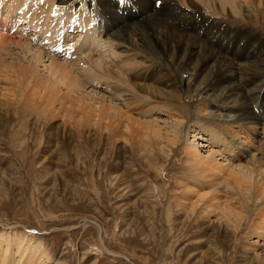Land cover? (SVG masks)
Returning <instances> with one entry per match:
<instances>
[{"label":"rangeland","instance_id":"rangeland-1","mask_svg":"<svg viewBox=\"0 0 264 264\" xmlns=\"http://www.w3.org/2000/svg\"><path fill=\"white\" fill-rule=\"evenodd\" d=\"M113 5L118 18L138 21L134 1ZM162 5L159 0L153 9ZM83 7L93 8L92 2L73 3L75 10ZM237 21L225 17L218 22L241 27ZM243 28L264 36V19L244 23ZM217 46L229 47L222 40ZM60 60L71 64L67 58ZM135 76L140 79L141 73ZM14 82L0 75V98L4 94L13 99V109L19 107L17 117L10 112L13 119L6 131L0 128V264H264L263 188L249 195L247 185L238 188L228 170L196 164L184 141L164 129L157 134L132 122L128 137L119 138L118 123L81 121L85 108L78 104L65 103L53 117L27 96L16 103L25 89ZM121 107L142 122L159 117L160 124L169 119L168 110L177 113L161 105L162 110ZM149 110L152 114H146ZM254 112L264 117L259 105ZM17 119L24 125L17 128ZM263 125L249 123L235 130L244 145L261 148ZM216 136L224 138L228 150L218 162L224 156L235 163L246 157L233 139L221 132ZM202 137L198 141L204 146L197 150L202 157L210 148L221 149L207 134ZM201 166L206 167L204 173Z\"/></svg>","mask_w":264,"mask_h":264},{"label":"bare ground","instance_id":"bare-ground-1","mask_svg":"<svg viewBox=\"0 0 264 264\" xmlns=\"http://www.w3.org/2000/svg\"><path fill=\"white\" fill-rule=\"evenodd\" d=\"M75 1L0 0V75L24 86L16 103L21 104L27 96L53 117L65 103L71 107L78 104L82 111L85 108L81 121L97 118L118 123L119 138L128 137L132 122L157 134L164 129L176 141H184L187 155L197 157L196 164L228 170L238 188L249 187V195L264 189V144L251 149L235 130V126L249 123L264 124V117L254 112L257 105L259 110L264 108V36L243 30L244 23L264 19V0H161L160 10L153 9L159 0H131L138 5L139 14L138 21L130 23L117 17L113 4L118 0H90L93 8L79 10L73 8ZM225 17L243 24L226 28L218 22ZM229 29L235 32L228 33ZM221 40L229 47L217 46ZM60 57L71 64L62 63ZM136 73H141L140 79ZM201 96L210 100L203 103ZM13 102L1 95L2 132L10 112L18 116L19 107L15 104L13 109ZM122 105L138 109L156 106L158 110L161 105L177 113L165 112L169 119L164 124L159 117L142 122L124 112ZM124 118L127 126L121 130ZM16 121L17 128L24 125L20 119ZM216 132L233 139L246 157L235 163L224 156V161L218 162L221 152L228 150ZM202 134L221 149L207 145L208 154L199 155L197 150L204 146L198 141L204 139ZM205 166H201L202 173Z\"/></svg>","mask_w":264,"mask_h":264},{"label":"snow or ice","instance_id":"snow-or-ice-1","mask_svg":"<svg viewBox=\"0 0 264 264\" xmlns=\"http://www.w3.org/2000/svg\"><path fill=\"white\" fill-rule=\"evenodd\" d=\"M127 2H128V0H119V3H121V4H125Z\"/></svg>","mask_w":264,"mask_h":264},{"label":"trees","instance_id":"trees-1","mask_svg":"<svg viewBox=\"0 0 264 264\" xmlns=\"http://www.w3.org/2000/svg\"><path fill=\"white\" fill-rule=\"evenodd\" d=\"M81 47V46H80Z\"/></svg>","mask_w":264,"mask_h":264}]
</instances>
